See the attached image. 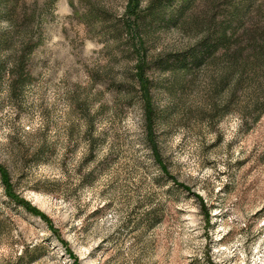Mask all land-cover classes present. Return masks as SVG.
I'll return each mask as SVG.
<instances>
[{
  "label": "rangeland",
  "instance_id": "rangeland-1",
  "mask_svg": "<svg viewBox=\"0 0 264 264\" xmlns=\"http://www.w3.org/2000/svg\"><path fill=\"white\" fill-rule=\"evenodd\" d=\"M130 6L0 0V264H264V0Z\"/></svg>",
  "mask_w": 264,
  "mask_h": 264
},
{
  "label": "trees",
  "instance_id": "trees-1",
  "mask_svg": "<svg viewBox=\"0 0 264 264\" xmlns=\"http://www.w3.org/2000/svg\"><path fill=\"white\" fill-rule=\"evenodd\" d=\"M137 5H138V0H131V6H130L129 11H131L132 15H134L136 13L135 11H136ZM235 17H237L236 20H238L239 18L242 17V13L239 10H237V12H235L234 19H235ZM257 35L259 38H261V36H264V34H262L261 32H258V34H255L252 38H250V40L253 41L254 44L256 43L255 36H257ZM237 41H238V39H236V34L234 33V31L231 32V34H228V31L226 28L221 29L219 31H215V33L211 36V47H210L211 48V58H213L215 53H217L220 50L223 54H225V56L228 59H230L234 63L237 62V60L239 59L238 56L241 54L240 53L241 51L238 50V51L232 52V50H231L235 45H237V43H238ZM263 51H264V49H263ZM200 53H202L201 55H204L203 52H200ZM207 54H208V50L205 51V55H207ZM198 57H199L198 54L193 55L194 63L198 62V60H199ZM184 64H185V62H184ZM138 81H139L140 85H142L145 88L146 82L143 79V74H140V78H138ZM145 114H146V121H147L148 126H149V123L151 122V114H152V110L150 109L149 105H147L145 107ZM148 141L150 143V149L155 155V160L157 162H159V157L157 154V148L153 144L152 137H151L150 133H149ZM161 169L164 170V168L162 166H161ZM10 197L11 198L13 197L12 194H10ZM204 208H205V206L203 205V202H201V209H204ZM205 219L207 222L209 221L208 212H205Z\"/></svg>",
  "mask_w": 264,
  "mask_h": 264
}]
</instances>
